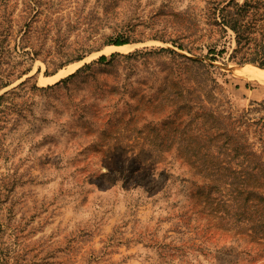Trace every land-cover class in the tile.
<instances>
[{"label":"rangeland","instance_id":"obj_1","mask_svg":"<svg viewBox=\"0 0 264 264\" xmlns=\"http://www.w3.org/2000/svg\"><path fill=\"white\" fill-rule=\"evenodd\" d=\"M230 1L0 0V178L35 264H264V69Z\"/></svg>","mask_w":264,"mask_h":264},{"label":"trees","instance_id":"obj_2","mask_svg":"<svg viewBox=\"0 0 264 264\" xmlns=\"http://www.w3.org/2000/svg\"><path fill=\"white\" fill-rule=\"evenodd\" d=\"M253 0H245L241 5L239 3H233L234 0L221 9L222 12V25L230 30H232L236 35V45L237 49L235 54L250 55L248 58H242L241 63H249L258 65L260 68L264 69V35L261 40H257L254 35L259 32H264V15H260L259 9L252 4ZM128 40L116 39L110 43L108 46L122 47L128 45ZM215 52H210L214 54ZM222 53H219L221 55ZM117 54H112L109 58L107 56H102L98 60V64H105L113 60ZM82 59L78 60L80 62ZM85 66L84 68H87ZM80 69L74 75L68 77L63 82H66L74 78L77 74L81 72ZM24 85V83L22 84ZM5 86L4 88H6ZM6 95L0 97V103L4 100ZM3 119L0 118V159L5 155L3 149V135L1 131L3 130ZM8 160V158H5ZM23 182V177H17L16 174L6 175L0 178V264H35V257L29 256L31 252L28 247H24L22 252L19 250L20 244L18 242L19 236L16 235V239L11 243L13 237L11 227L13 226V221L15 217L14 209L17 205V201L14 200L13 195Z\"/></svg>","mask_w":264,"mask_h":264},{"label":"bare ground","instance_id":"obj_3","mask_svg":"<svg viewBox=\"0 0 264 264\" xmlns=\"http://www.w3.org/2000/svg\"><path fill=\"white\" fill-rule=\"evenodd\" d=\"M127 46H122V47H115V46H110L109 48L112 49V50H121V49H124L126 48ZM76 66V65H75ZM264 71L259 69V70H253V71H250L249 74L255 79V80H260L263 76V73Z\"/></svg>","mask_w":264,"mask_h":264}]
</instances>
